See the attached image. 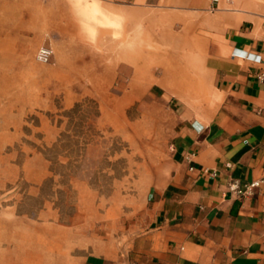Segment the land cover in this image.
<instances>
[{"label": "rangeland", "instance_id": "374dc122", "mask_svg": "<svg viewBox=\"0 0 264 264\" xmlns=\"http://www.w3.org/2000/svg\"><path fill=\"white\" fill-rule=\"evenodd\" d=\"M144 18L99 0H0V264H76L139 230L171 169L176 100L208 95L191 38Z\"/></svg>", "mask_w": 264, "mask_h": 264}, {"label": "crops", "instance_id": "0c3cea01", "mask_svg": "<svg viewBox=\"0 0 264 264\" xmlns=\"http://www.w3.org/2000/svg\"><path fill=\"white\" fill-rule=\"evenodd\" d=\"M99 1L145 16L147 29L173 19L207 80L195 90L208 95L176 100L171 169L149 191L126 250L76 264H264V187L231 188L264 178V8L250 0L215 9L200 7L208 0Z\"/></svg>", "mask_w": 264, "mask_h": 264}, {"label": "built area", "instance_id": "2783aa9c", "mask_svg": "<svg viewBox=\"0 0 264 264\" xmlns=\"http://www.w3.org/2000/svg\"><path fill=\"white\" fill-rule=\"evenodd\" d=\"M217 3L219 0H213ZM52 51L48 48H42L39 51V57L42 60H48L51 57ZM259 79L264 82V73L259 74ZM264 187V178L254 180L248 183L244 189H240L237 186H232L233 190H236L239 194H252L255 190Z\"/></svg>", "mask_w": 264, "mask_h": 264}, {"label": "bare ground", "instance_id": "6f19581e", "mask_svg": "<svg viewBox=\"0 0 264 264\" xmlns=\"http://www.w3.org/2000/svg\"><path fill=\"white\" fill-rule=\"evenodd\" d=\"M59 10H61V9H59ZM60 13L61 14H63V15H66L69 19H71V20H73L74 22H75V18H74V16H73V14H68L69 12H67V11H60ZM72 13H74V12H72ZM134 17H135V15H134ZM68 19V20H69ZM165 65V69H166V74H167V78H169V79H172V80H176L177 79V77L179 76V66H172L171 64H164ZM123 68H124V66H123ZM136 68H138L137 66H136ZM114 69V67L113 66H102V70H103V73L104 72H106V73H108V72H111L110 70H113ZM125 70V69H124ZM136 70V69H135ZM122 71V70H121ZM184 71V70H183ZM129 73V72H128ZM124 74V73H123ZM126 74H127V71H126ZM136 74V73H135ZM189 78H191V77H189ZM192 78H194L193 76H192ZM185 81V80H184ZM187 82V81H186ZM190 82H188V84H189ZM192 84V83H191ZM182 86V85H181ZM188 86V85H187ZM194 86V85H193ZM188 88V87H187ZM138 89V88H137ZM192 89V88H191Z\"/></svg>", "mask_w": 264, "mask_h": 264}]
</instances>
